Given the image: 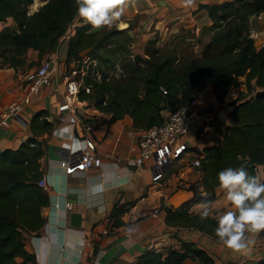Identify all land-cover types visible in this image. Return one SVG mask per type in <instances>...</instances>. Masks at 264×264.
Returning <instances> with one entry per match:
<instances>
[{
    "label": "trees",
    "instance_id": "16d2710c",
    "mask_svg": "<svg viewBox=\"0 0 264 264\" xmlns=\"http://www.w3.org/2000/svg\"><path fill=\"white\" fill-rule=\"evenodd\" d=\"M43 1L0 0V22L4 23L0 26V67L31 66L59 48L78 16L76 0ZM199 8H206L212 18L203 27L212 33L200 53L184 46L188 42L182 31L164 44L158 42L157 33L141 53L132 47L129 26L96 29L84 21L75 24L69 35L66 60L69 63L83 54L97 58L103 77L94 81L91 91L82 87L79 98H88L95 107L111 112L109 122L130 113L141 128L161 123L170 110L209 84L220 100L232 87L242 86L239 96L230 101L234 107L229 123H222L218 116L204 123L212 126L215 142L201 151L202 177L198 185H190L194 195L176 206L163 202L168 223L198 228L219 239L215 235L218 216L210 212L202 219L200 211L190 208L196 201L215 198L222 169L244 166L250 175H257L258 165L264 167V93L256 96L253 92L254 80L264 87V45L258 48L248 33L253 14L264 10V0L200 2ZM10 16L16 24L6 22ZM30 47L38 50V59L28 61ZM90 80L88 74L86 81ZM30 125L32 135L17 147L0 151V264H36L35 254L25 245L23 230H36L45 223L42 207L49 203V195L39 182L45 153L41 136L54 127L55 120L50 119L48 109H40ZM199 184L204 193L197 189ZM131 204L115 203L108 218L111 226L131 222ZM18 256L24 260L20 262ZM188 257L214 264L210 252L187 239H181V247L164 250L152 246L129 264H190ZM253 264H264V257Z\"/></svg>",
    "mask_w": 264,
    "mask_h": 264
},
{
    "label": "crops",
    "instance_id": "0c3cea01",
    "mask_svg": "<svg viewBox=\"0 0 264 264\" xmlns=\"http://www.w3.org/2000/svg\"><path fill=\"white\" fill-rule=\"evenodd\" d=\"M215 1L221 0H194L191 6H185V0H127L120 20L124 23L122 27L129 26L134 50L144 53L148 39L157 33L158 42L164 44L183 27L193 29L209 25L212 18L206 8H199V3ZM29 9L34 11L30 5ZM6 22L16 24L12 16ZM73 29L70 26L63 38L69 39ZM67 47L68 44L63 50L59 47L53 51L59 64L54 83L43 86L19 117L13 116L8 124L0 127L1 151L8 146L17 147L33 134L30 120L38 110L48 109L50 119L55 120L54 127L41 136L45 138L41 161L47 179L45 190L49 195V203L42 207L45 223L36 230H23L25 245L35 254L36 264H129L152 246L164 250L170 246L181 247V239L204 247L213 256L214 264H253L264 257V231L249 234L254 240L250 249L236 252L198 228L168 223L167 209L163 206V202L176 206L194 195L188 185L199 183L202 175L193 165V158L202 155L204 146L215 142L212 126L204 123L213 116H218L224 124L229 123L234 104L220 100L211 84L199 91L203 109L191 131L178 138L172 160L156 174L152 159L143 165L128 162V156L139 151L141 130L130 113L109 122L111 112L95 107L92 100L84 98L77 113L82 121L92 124L89 130L81 122H70L68 112L59 109L65 86L63 72ZM35 59H38V50L30 47L28 61ZM31 66L26 63L0 67V109L25 92L24 75ZM89 136L95 139L102 161L100 165L84 168L73 155L88 147ZM69 162L76 165L70 166ZM257 175L264 178L263 164L258 165ZM182 181L184 185L177 187ZM216 192L215 198L196 201L190 209L196 212L206 205L217 216L232 209L219 184ZM116 202H132L129 212L132 220L106 228ZM155 207L159 210L152 213ZM73 211L80 213L79 222L73 220ZM17 259L22 262L24 257ZM186 261L203 264L192 257Z\"/></svg>",
    "mask_w": 264,
    "mask_h": 264
},
{
    "label": "built area",
    "instance_id": "2783aa9c",
    "mask_svg": "<svg viewBox=\"0 0 264 264\" xmlns=\"http://www.w3.org/2000/svg\"><path fill=\"white\" fill-rule=\"evenodd\" d=\"M29 12L33 11L29 9ZM3 24V22H0V26ZM248 33L258 48L264 45V10L253 14V20ZM65 67L68 70L65 68L63 72L65 86L62 100L59 103V109L68 112L70 122H81L86 129L90 130L92 124L82 121L77 113V109L83 101L79 98V92L82 87L86 91H91L94 81L102 79V70L98 67L97 58H91L87 54H83L82 57L73 58L71 62L66 63ZM58 72L59 64L54 52L47 53L40 63L32 65L24 75L25 92L19 94L8 105L0 109V127L8 124L13 116L19 117L25 105L33 100L43 86L54 83ZM88 74L92 76L93 80L86 81ZM241 88L242 86H235L229 89L224 96L225 100L229 102L234 100L239 96ZM202 109L203 104L199 94H197L178 108L170 110L161 123L141 128L138 142L139 151L134 156H128V162L143 165L145 161L152 159L153 166L155 165L157 168L164 166L165 163H169L173 158L174 145L178 138L191 131L196 117ZM87 144L88 147L79 153L76 152L73 155V159L84 168L100 165L102 155L96 150L95 139L89 136ZM201 156V154L195 155L192 162L198 169L201 165ZM117 157L118 159L121 158L120 156ZM70 161L73 162L72 159ZM71 162L68 163L70 166L76 165L70 164ZM39 182L43 186H46V176L43 175ZM68 204H70V201ZM158 210L159 207H155L152 213H157ZM109 225L110 223L107 221L106 228Z\"/></svg>",
    "mask_w": 264,
    "mask_h": 264
},
{
    "label": "clouds",
    "instance_id": "9594fccd",
    "mask_svg": "<svg viewBox=\"0 0 264 264\" xmlns=\"http://www.w3.org/2000/svg\"><path fill=\"white\" fill-rule=\"evenodd\" d=\"M126 3L127 0H76L78 15L96 29L118 27ZM193 3L194 0H185V6ZM218 180L233 208L216 217L215 235L227 248L247 251L254 243L249 234L264 231V180L259 175H250L244 166L222 169ZM210 211L206 205L202 206L199 215L205 219Z\"/></svg>",
    "mask_w": 264,
    "mask_h": 264
},
{
    "label": "rangeland",
    "instance_id": "374dc122",
    "mask_svg": "<svg viewBox=\"0 0 264 264\" xmlns=\"http://www.w3.org/2000/svg\"><path fill=\"white\" fill-rule=\"evenodd\" d=\"M123 15V14H122ZM82 19L79 15L77 16V18L75 19L74 23L71 25L73 28H74V25L77 24V23H82V22H79V20ZM118 23V27H122V25H124V23L120 20ZM182 31V34L183 35H186V40L188 43H186L184 46H188V47H193L197 53H200L201 50H202V47H203V43L205 41H207L209 38H210V35L212 33V31L209 29V28H203V27H194L193 29L190 28V26L188 27H183V29L181 30ZM71 32V30H70ZM172 38V37H171ZM170 38V39H171ZM179 38V37H178ZM169 41V40H168ZM167 41V42H168ZM68 44V39L67 38H63L61 43H60V48L63 50L66 48ZM133 47V45H132ZM59 49V48H58ZM134 49V48H133ZM67 51H68V47H67ZM135 51V50H134ZM66 56H67V52H66V55H65V60H66ZM62 59H64V57H62ZM42 60V59H41ZM41 60H38L37 62H35L36 64L37 63H40ZM66 64H64L65 66ZM66 70L67 67H66ZM243 77V76H242ZM224 100H225V97H224ZM192 183H190L188 185V188H190V185ZM198 185V183H196ZM177 187H180L182 185H184V181H182L181 183H177ZM197 189H201L202 190V193H204V187L202 186H197Z\"/></svg>",
    "mask_w": 264,
    "mask_h": 264
},
{
    "label": "water",
    "instance_id": "95a60500",
    "mask_svg": "<svg viewBox=\"0 0 264 264\" xmlns=\"http://www.w3.org/2000/svg\"><path fill=\"white\" fill-rule=\"evenodd\" d=\"M253 90H254V93H255L256 96H259V95H261V94L264 93V87H260V86L257 84V82H256L255 80L253 81ZM166 165H168V163H165V165L162 166V167H160V168H157V167H155V165H154V166H153V169H154L155 173H158V172H160L161 170H163V168H164ZM170 202H171V201H170ZM72 216H73V220L76 219V220H78V222H79V218H80V213H79V212L73 211ZM77 217H78V219H77Z\"/></svg>",
    "mask_w": 264,
    "mask_h": 264
}]
</instances>
